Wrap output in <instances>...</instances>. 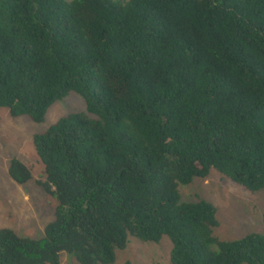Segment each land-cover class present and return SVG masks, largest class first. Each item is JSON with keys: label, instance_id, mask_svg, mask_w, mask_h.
I'll list each match as a JSON object with an SVG mask.
<instances>
[{"label": "trees", "instance_id": "1", "mask_svg": "<svg viewBox=\"0 0 264 264\" xmlns=\"http://www.w3.org/2000/svg\"><path fill=\"white\" fill-rule=\"evenodd\" d=\"M71 93L85 112L34 137L56 219L0 229V264H114L164 237L171 264H264L262 235L219 239L179 192L213 170L264 190V0H0V109L40 124Z\"/></svg>", "mask_w": 264, "mask_h": 264}, {"label": "rangeland", "instance_id": "2", "mask_svg": "<svg viewBox=\"0 0 264 264\" xmlns=\"http://www.w3.org/2000/svg\"><path fill=\"white\" fill-rule=\"evenodd\" d=\"M85 110L84 100L76 93L50 107L40 124L27 116L13 118L8 109H0V229H11L28 239L44 237L46 227L56 219L58 201L39 185L47 177L34 137L47 132L60 119ZM14 159L31 171L32 179L25 185H18L10 177L9 168ZM179 192L184 203L205 200L216 207L219 239L234 241L250 234L264 237V190L252 193L213 170L206 179L180 186ZM171 252L169 237L159 243L130 238L126 249L117 251L114 264H171ZM61 264L79 263L73 255L63 253Z\"/></svg>", "mask_w": 264, "mask_h": 264}]
</instances>
